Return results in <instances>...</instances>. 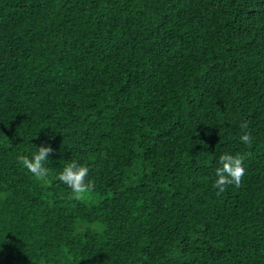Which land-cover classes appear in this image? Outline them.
Segmentation results:
<instances>
[{
  "label": "trees",
  "instance_id": "1",
  "mask_svg": "<svg viewBox=\"0 0 264 264\" xmlns=\"http://www.w3.org/2000/svg\"><path fill=\"white\" fill-rule=\"evenodd\" d=\"M0 264H264V0H0Z\"/></svg>",
  "mask_w": 264,
  "mask_h": 264
},
{
  "label": "clouds",
  "instance_id": "2",
  "mask_svg": "<svg viewBox=\"0 0 264 264\" xmlns=\"http://www.w3.org/2000/svg\"><path fill=\"white\" fill-rule=\"evenodd\" d=\"M244 127H247L244 125ZM240 140L245 144H250L252 138L249 134H244ZM53 152L51 144L36 146L30 156H20V164L27 169L37 181H47L49 177L48 162L50 154ZM245 156L237 152H224L218 156L215 167L216 179L214 187L219 192H224L228 185L239 186L245 175L243 161ZM89 167L82 164L78 159L69 160L58 173L59 181L70 189V196L77 200H87L91 197L94 185L88 179ZM91 227L95 230H103L104 225L96 221Z\"/></svg>",
  "mask_w": 264,
  "mask_h": 264
}]
</instances>
